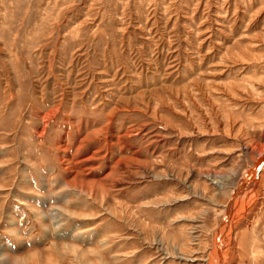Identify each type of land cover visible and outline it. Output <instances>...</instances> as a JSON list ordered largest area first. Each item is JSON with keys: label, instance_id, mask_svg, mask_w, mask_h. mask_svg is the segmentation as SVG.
Segmentation results:
<instances>
[{"label": "rangeland", "instance_id": "rangeland-1", "mask_svg": "<svg viewBox=\"0 0 264 264\" xmlns=\"http://www.w3.org/2000/svg\"><path fill=\"white\" fill-rule=\"evenodd\" d=\"M262 156L264 0H0V264H264Z\"/></svg>", "mask_w": 264, "mask_h": 264}, {"label": "bare ground", "instance_id": "bare-ground-1", "mask_svg": "<svg viewBox=\"0 0 264 264\" xmlns=\"http://www.w3.org/2000/svg\"><path fill=\"white\" fill-rule=\"evenodd\" d=\"M264 156L261 157L260 160L257 161L255 167L259 168L262 167L264 165V160H263ZM257 168L253 169V171L251 172L250 175L247 176V178L245 179V181L241 184L240 187H238V191H236L233 195H235L233 197V199L237 200L238 198L240 199L241 196L242 198L244 199L245 201V205L248 204L250 202V200H252L253 196H254V185L256 184V181H257V178H255V172H257ZM258 168V169H259ZM258 173V172H257ZM256 173V174H257ZM249 174V173H248ZM244 180V179H243ZM221 182V181H220ZM234 201V200H233ZM244 203V202H243ZM242 203V204H243ZM231 204V203H230ZM233 204V203H232ZM236 204V203H235ZM240 204V203H239ZM230 206V205H229ZM240 207V206H239ZM242 207V206H241ZM229 208V207H228ZM244 208V206H243ZM230 209H232V206L230 207ZM240 210V209H239ZM238 211V210H236ZM230 212V211H229ZM230 214V213H229ZM239 213H237V215L235 216H238ZM234 215V213H233ZM233 218V217H232ZM232 223H233V220H232ZM228 224V223H227ZM233 228V227H232ZM233 230V229H232ZM228 233V232H227ZM229 233H228V237H229ZM230 240V239H229ZM225 241H228V240H225ZM230 242V241H228ZM218 244H221V242L219 243V241L217 242ZM219 246V245H218ZM222 248V245H220V247H218V256H217V260L220 262L222 260V252L221 249ZM224 253V252H223ZM216 257V256H215ZM221 263V262H220Z\"/></svg>", "mask_w": 264, "mask_h": 264}]
</instances>
